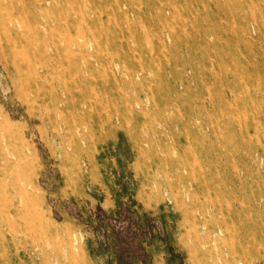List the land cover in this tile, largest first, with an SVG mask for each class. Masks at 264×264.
<instances>
[{
    "label": "rangeland",
    "instance_id": "1",
    "mask_svg": "<svg viewBox=\"0 0 264 264\" xmlns=\"http://www.w3.org/2000/svg\"><path fill=\"white\" fill-rule=\"evenodd\" d=\"M203 240L264 264V0H0V264Z\"/></svg>",
    "mask_w": 264,
    "mask_h": 264
},
{
    "label": "bare ground",
    "instance_id": "2",
    "mask_svg": "<svg viewBox=\"0 0 264 264\" xmlns=\"http://www.w3.org/2000/svg\"><path fill=\"white\" fill-rule=\"evenodd\" d=\"M14 9V8H13ZM59 38V37H58ZM72 42V39L69 40ZM71 44V43H70ZM4 47V46H3ZM34 54V53H33ZM32 54V55H33ZM19 56V55H18ZM69 67V66H68ZM65 95V93H64ZM20 101V100H19ZM28 101V100H27ZM90 103V102H89ZM103 107V106H102ZM28 114V113H27ZM26 115V114H25ZM24 116V114H23ZM32 126V125H31ZM36 128V127H35ZM34 130V128H33ZM24 135V134H23ZM25 136V135H24ZM31 137V136H30ZM36 137V136H35ZM41 175V174H40ZM40 180V179H38ZM40 182V181H39ZM214 247V246H213ZM213 247L211 245V240H203L200 241L199 250L202 254V258L198 262V264H219L220 260H222V257L220 255V250L216 249V254L213 252ZM216 248V247H214ZM228 261V260H227ZM226 264V263H223Z\"/></svg>",
    "mask_w": 264,
    "mask_h": 264
}]
</instances>
